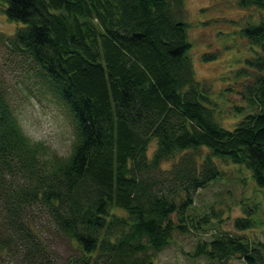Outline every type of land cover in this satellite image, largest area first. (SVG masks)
I'll return each instance as SVG.
<instances>
[{
  "label": "trees",
  "instance_id": "obj_1",
  "mask_svg": "<svg viewBox=\"0 0 264 264\" xmlns=\"http://www.w3.org/2000/svg\"><path fill=\"white\" fill-rule=\"evenodd\" d=\"M237 5L259 14L239 30L255 56L226 126L196 76L185 0H0L16 25L0 35L4 65L22 86L0 78V264H155L176 235L204 230L209 216L190 211L222 163L264 190V0ZM22 92L59 107L68 155L28 135ZM250 213L189 258L264 264V242L243 233Z\"/></svg>",
  "mask_w": 264,
  "mask_h": 264
},
{
  "label": "rangeland",
  "instance_id": "obj_2",
  "mask_svg": "<svg viewBox=\"0 0 264 264\" xmlns=\"http://www.w3.org/2000/svg\"><path fill=\"white\" fill-rule=\"evenodd\" d=\"M190 22V56L196 76L209 83L214 98L220 103L222 125L231 126L238 121L234 106L246 105L243 92L246 82V60L255 56L246 39L240 36V27L251 15L258 17L256 10L243 9L237 0H185ZM16 25L7 20L0 9V35H12ZM6 49L0 45V78L14 87L21 86L18 69L10 63L4 65ZM214 55L205 61L207 55ZM254 75V72L248 71ZM19 95L20 119L28 135L42 141L59 155H68L73 146V128L59 107L50 98ZM21 97V98H19ZM16 102V101H15ZM224 177L199 191L193 209L196 217L208 215L209 222L204 230L185 235H176L167 249L161 252L155 264H207L205 257L189 258L198 240H211L223 232L241 233L234 228L238 218L251 214L254 229L244 231L253 240L264 242V190L255 188L250 182L249 173L231 163H222ZM245 181V182H244ZM246 211L248 213H246ZM222 264H245L238 258H231Z\"/></svg>",
  "mask_w": 264,
  "mask_h": 264
}]
</instances>
